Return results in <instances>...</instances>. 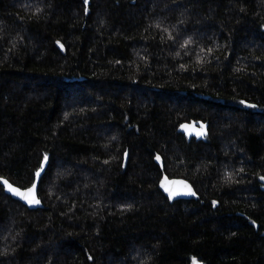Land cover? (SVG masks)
<instances>
[{
	"label": "trees",
	"instance_id": "1",
	"mask_svg": "<svg viewBox=\"0 0 264 264\" xmlns=\"http://www.w3.org/2000/svg\"><path fill=\"white\" fill-rule=\"evenodd\" d=\"M44 163L0 264H264V0H0V177Z\"/></svg>",
	"mask_w": 264,
	"mask_h": 264
},
{
	"label": "water",
	"instance_id": "2",
	"mask_svg": "<svg viewBox=\"0 0 264 264\" xmlns=\"http://www.w3.org/2000/svg\"><path fill=\"white\" fill-rule=\"evenodd\" d=\"M59 49L63 54H65L64 47L60 44ZM182 133L186 134L189 137H194L197 139H204L207 134V123L203 122H186L183 123L180 127ZM46 169V163L42 165V168L38 171L39 176H36L33 184L26 188H20L12 183H10L7 179L0 177V183L4 187L6 193L14 200L19 201L24 206H26L30 210H37L39 208H43L42 202L38 195V186L39 181L44 174ZM7 182V184L4 183ZM260 182L262 184V189L264 190V177L260 178ZM8 185H11L13 188L19 190L20 192H27L30 189H33L34 186V196L39 203H29L27 200L21 198L13 194L8 190ZM161 189L164 194H166L170 199H197V194L191 188V186L183 180L180 179H169L166 176L163 178L161 183Z\"/></svg>",
	"mask_w": 264,
	"mask_h": 264
},
{
	"label": "snow or ice",
	"instance_id": "3",
	"mask_svg": "<svg viewBox=\"0 0 264 264\" xmlns=\"http://www.w3.org/2000/svg\"><path fill=\"white\" fill-rule=\"evenodd\" d=\"M36 175L39 176V173H37ZM4 183L7 184L6 181H4ZM8 190L11 191L13 194L27 200L29 203H39V201H37L34 196V186L33 189H30L27 192H20L19 190L13 188L11 185H8Z\"/></svg>",
	"mask_w": 264,
	"mask_h": 264
},
{
	"label": "bare ground",
	"instance_id": "4",
	"mask_svg": "<svg viewBox=\"0 0 264 264\" xmlns=\"http://www.w3.org/2000/svg\"><path fill=\"white\" fill-rule=\"evenodd\" d=\"M180 44V43H179Z\"/></svg>",
	"mask_w": 264,
	"mask_h": 264
}]
</instances>
